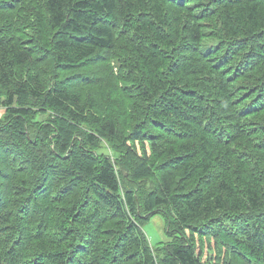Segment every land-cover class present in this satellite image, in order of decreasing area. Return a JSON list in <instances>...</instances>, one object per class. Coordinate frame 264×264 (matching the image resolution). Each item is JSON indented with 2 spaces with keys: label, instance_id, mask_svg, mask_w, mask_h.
I'll use <instances>...</instances> for the list:
<instances>
[{
  "label": "trees",
  "instance_id": "1",
  "mask_svg": "<svg viewBox=\"0 0 264 264\" xmlns=\"http://www.w3.org/2000/svg\"><path fill=\"white\" fill-rule=\"evenodd\" d=\"M0 105V264H264V0H0Z\"/></svg>",
  "mask_w": 264,
  "mask_h": 264
},
{
  "label": "rangeland",
  "instance_id": "2",
  "mask_svg": "<svg viewBox=\"0 0 264 264\" xmlns=\"http://www.w3.org/2000/svg\"><path fill=\"white\" fill-rule=\"evenodd\" d=\"M30 103V101H24V105ZM6 117V111L4 105H0V121L5 120ZM46 118H48V113H40L38 115V122H35L38 127L40 126V122H43ZM10 120V119H9ZM13 123V122H12ZM15 123H13L14 125ZM143 230L148 238V241L150 244H154L158 241H163L166 239V233H165V222L163 218L159 215H154L151 217L150 220H148L143 225Z\"/></svg>",
  "mask_w": 264,
  "mask_h": 264
}]
</instances>
